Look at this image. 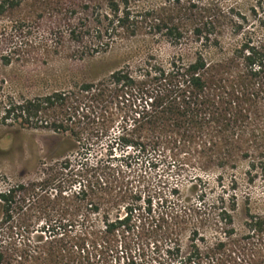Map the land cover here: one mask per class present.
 <instances>
[{"label": "rangeland", "instance_id": "1", "mask_svg": "<svg viewBox=\"0 0 264 264\" xmlns=\"http://www.w3.org/2000/svg\"><path fill=\"white\" fill-rule=\"evenodd\" d=\"M169 2L133 0L132 5L161 7ZM258 2L203 0L202 5L211 7V14L216 13L214 30L204 33H223V49L206 48L199 43L176 46L165 35L155 34L150 23L135 25L132 29L136 30L120 28L110 37L107 22L99 16V11H108L105 0H22L15 7L6 5L0 14V99L10 92L18 97H34L68 88L123 67L137 69L153 58L167 62L182 55L190 61L201 51L209 61H215L246 37L264 42V4ZM7 60L9 64H5ZM128 109L126 104L110 103L106 112L109 135L80 150V154L69 134L0 121V190L15 183L42 182L49 174L60 173L61 163L68 156L73 159L74 170L83 172L81 181L86 185L94 179L93 167L97 163L124 168L123 150L115 148L113 155L117 158L113 159L109 145L119 135ZM161 153L156 169L140 162L116 181L111 178L118 192L95 194L97 212L92 211L89 198L84 199L82 194L76 197L68 189L62 196L45 195L39 187L29 211L33 223L31 238L42 233L40 228L49 217L54 219L58 237L74 236L86 225L102 229V216L108 212L112 217L123 216L132 208L130 232L111 237L110 247L99 250L91 261L86 259L79 264H168L166 250L171 245H179L182 253L188 255L195 241L210 247L224 237L222 227L226 226L221 217L226 210L234 216L232 227L237 240L245 238L252 216L262 221L260 227L264 230V166L253 168L248 161H242L235 168L206 170L193 160L192 151L191 155L182 152L180 159L184 160H177L166 149ZM75 186L79 185H74L73 191ZM176 187L178 193L173 192ZM86 215L89 218L83 221ZM69 221L74 224L68 226ZM16 238L21 240L22 236ZM255 245L256 257L264 259V235Z\"/></svg>", "mask_w": 264, "mask_h": 264}, {"label": "trees", "instance_id": "2", "mask_svg": "<svg viewBox=\"0 0 264 264\" xmlns=\"http://www.w3.org/2000/svg\"><path fill=\"white\" fill-rule=\"evenodd\" d=\"M21 1L2 0L0 14L6 5L15 7ZM132 1L105 0L108 11H99V16L107 22L110 37L120 28L132 29L135 25L150 23L155 34L165 35L176 46L199 43L206 48H224L223 33H204L214 30L216 13L211 14L212 8L202 5L203 0H170L161 7L146 8L132 5ZM258 3L263 5L264 0ZM114 101L129 107L119 135L109 145L113 159L117 158L113 155L115 148L123 150L124 168L97 163L93 167L94 179L86 185L81 181L83 172L74 170L73 159L68 156L61 163L62 171L49 174L42 182L15 183L1 189L0 264L91 261L110 247L111 237L131 230L132 208L125 215L115 217L107 211L102 216V229L86 225L74 236L58 237L60 233L52 224L54 219L49 217L40 228L42 233L31 238L33 223L29 211L35 198L33 194L39 187L45 195L62 196L68 189L76 197L82 194L84 199L89 198L92 211L97 212L95 194L117 193L115 181L140 162L144 167L156 169L162 149L171 151L177 160L182 152L191 155L192 151L193 160L206 170L235 168L242 161H248L253 168L258 164L264 166V42L254 41L250 36L215 61H209L203 52L197 51L190 61L182 55L167 62L153 58L137 69L123 67L94 81L34 97H18L10 92L0 99V121L69 134L75 139L80 154V150L92 147L109 135L106 112ZM173 192L178 193L179 188ZM77 206L80 207L78 203ZM148 208L150 213L151 206ZM223 213L224 237L210 247H202L195 241L188 255L182 253L179 245H171L166 250L168 264H262L264 259L255 254V242L264 235L262 221L250 217L243 238L246 241L237 240L236 229L232 227L233 214L227 210ZM88 218L84 216L83 221ZM72 224L69 221L68 226ZM16 235L22 239L18 240Z\"/></svg>", "mask_w": 264, "mask_h": 264}]
</instances>
